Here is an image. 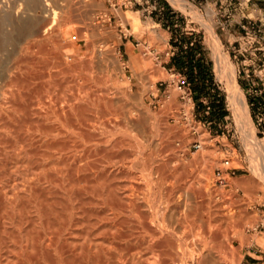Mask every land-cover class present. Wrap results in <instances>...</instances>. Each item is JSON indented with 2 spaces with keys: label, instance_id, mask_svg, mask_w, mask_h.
<instances>
[{
  "label": "rangeland",
  "instance_id": "obj_1",
  "mask_svg": "<svg viewBox=\"0 0 264 264\" xmlns=\"http://www.w3.org/2000/svg\"><path fill=\"white\" fill-rule=\"evenodd\" d=\"M176 1L183 4V9L173 6L170 0H88L85 31L78 33L75 21L69 24L77 29L72 26L65 30L69 24L64 28L57 26L52 36L54 42L50 43L52 54L36 51L40 54L34 55L39 58L36 66L29 69L25 64L19 66L22 68V72L18 71L20 85L18 80L17 83L13 79L7 81V93H10L7 118L21 116L24 121L31 120L27 125L21 123L26 128H19L26 132L29 123L27 135L31 133L33 139L41 141L42 149L47 145L51 150V155L42 159L47 156L52 159L39 161L46 168H51L63 156H79L82 150H89L87 164L92 168L89 167L87 175L91 176L94 186L101 182L99 187L103 188L104 195L108 194V187L114 186V194L119 198L117 210L126 219L125 226L135 229L137 237L145 229L154 233L163 229L171 235V244L185 243L196 249L198 235L209 229L217 237L216 245L220 246L226 239L232 242L233 254H220L226 259L224 264H240L244 252L251 247L264 253V169L257 177L251 170L252 156L256 157L258 167L264 159V154H260L264 153V119L259 121L257 110L251 106L255 90L261 103L264 87L259 84L257 89H249L246 85L248 63L254 57L244 52L246 40L242 39L239 20L250 13L252 5L264 8V1L250 0L248 4L246 0ZM59 4L54 9L57 6L55 10L61 13L64 2ZM120 14L130 20L121 19ZM134 18L142 26L140 32L133 30ZM61 30L71 32L63 46L60 42L65 41L67 33ZM210 31L235 67L236 82L251 118L252 138L260 147L247 141L249 136H243L227 107L223 85L213 70ZM193 43L199 47L215 91L223 99L222 119L200 118L198 112L203 114L197 108L200 104L193 99L192 82L184 70L172 64L173 57ZM60 46L64 47L62 51ZM62 52L68 58L73 56L72 59L66 58L70 60L66 61ZM46 57L52 66L47 64ZM259 60L262 59L257 52L256 66L261 65ZM28 70L35 75L30 83L26 82ZM178 75L184 76L191 85L193 107L179 98L175 86ZM204 98L209 106L210 98ZM69 102L83 107V112H65ZM28 104L31 112L26 110ZM10 125L7 137L13 136L15 140L14 135L25 134L22 129L12 132L14 124ZM12 138H7L8 157L14 144ZM47 140H54V144H45ZM196 144L201 148L195 149ZM226 158L235 172L225 177L226 186H222L217 182L216 171L223 168ZM18 165L11 167V172L18 167L12 173L15 182L23 179L20 175L23 169ZM166 250L169 252L170 248ZM171 258L172 255L167 257L168 261Z\"/></svg>",
  "mask_w": 264,
  "mask_h": 264
},
{
  "label": "bare ground",
  "instance_id": "obj_2",
  "mask_svg": "<svg viewBox=\"0 0 264 264\" xmlns=\"http://www.w3.org/2000/svg\"><path fill=\"white\" fill-rule=\"evenodd\" d=\"M59 2H64L61 5L62 9L60 8L61 13L55 10L57 6L54 9V5ZM87 2L88 0H0V264H224L226 259L223 254H233L231 253L232 242L224 238L226 239L224 243L220 246L216 245L214 241L217 237L209 229L198 235L199 237L197 236L199 240L196 249L185 243L171 244V235L163 229L158 233L145 229L137 237L135 229L125 226L126 219L123 220L120 216L121 212L117 210L120 208L119 198L114 194L115 189L112 188L114 186L108 187V194L104 195L103 188L99 187L101 182L95 187L93 180L90 179L91 176L87 175L91 167L87 164L89 150H82L79 156H72L69 153L70 156L57 159V163L52 166L54 168H46L45 164L39 161L47 154L51 155L49 154L51 150L47 145L42 149L39 146L41 141L35 139L36 137L33 139L31 133L30 136L27 135L29 123L26 132L23 131L26 127L21 126L22 122L24 124L31 120L24 121L21 116L7 118V96L10 95L7 93V81L13 79L17 83V80H21L18 71L22 72V68H19L22 64H25L28 69L38 64L39 58H35L38 53L36 51L42 52V55L44 52L48 55L51 53L50 43L53 41L52 36L57 32V26L64 28L75 21L79 27L78 33H81L87 27ZM170 3L180 10L183 9L180 1L170 0ZM119 17L130 20L125 15L120 14ZM131 23L135 32L142 30L140 22L135 18L131 20ZM68 26L65 30L72 26L73 29H77L75 25ZM69 32H64L68 34L65 41L60 42L61 38L58 40L62 46L70 39ZM210 37L215 63L213 70L217 81L223 85L227 107L243 136L248 135L247 141L250 140L249 142L257 148V142L253 139L248 107L236 82L235 67L222 52L219 40L211 31ZM63 48L61 47V51ZM60 54L63 55V52ZM64 57V59L68 58V56ZM72 57L69 56L71 59ZM46 59L49 60L47 64L52 66L51 60L47 57ZM60 59L62 60L63 57ZM30 72L32 71L28 72L26 78L27 83L35 78L33 72ZM11 74L13 78L10 79ZM153 82L152 80L150 84L153 85ZM11 83L13 84V81ZM20 83L21 81L19 85ZM14 94L16 93L14 92L13 96ZM30 106L28 104L26 108L29 112L32 110ZM64 111L83 112V107L69 102ZM9 124H14L12 127L15 130L12 132L15 131V133H18L16 129L24 127L21 129L25 134L21 133L18 136L13 134L16 136L15 140L12 138V133V137L10 135L7 137V129L11 130ZM34 126L30 129L34 130ZM7 138L14 140L12 149L9 150L10 158L7 156ZM52 141L47 140L45 144H54ZM66 142L63 141V144ZM64 148L62 150H66ZM200 148L199 146L198 149ZM255 149L253 148V152H256ZM258 153L255 154L258 155ZM260 154L262 156L264 153ZM262 161L259 168L256 157H251V170L254 177L260 174L261 169H264V159ZM48 162L50 161L45 163ZM18 164L23 169V172L19 173L23 179L15 182L12 175L18 167L12 172L11 167ZM98 181L95 180L97 184ZM167 247L170 248L169 252L166 250ZM170 254L173 258L168 261L167 257H170Z\"/></svg>",
  "mask_w": 264,
  "mask_h": 264
},
{
  "label": "built area",
  "instance_id": "obj_3",
  "mask_svg": "<svg viewBox=\"0 0 264 264\" xmlns=\"http://www.w3.org/2000/svg\"><path fill=\"white\" fill-rule=\"evenodd\" d=\"M139 2L140 0H129V2ZM264 1V0H262ZM250 0H246V4H248ZM240 28L243 31L242 39L246 40V47L244 48V52L249 53L254 57L250 59L248 63L249 70L246 71V85L249 89H257V86L261 84L264 87V8H260L256 5H252L250 8V13L247 16H243L239 20ZM258 45V47H256ZM249 50V52L247 51ZM259 52L261 59L259 62L261 65H257L254 63L256 54ZM249 72V73H248ZM176 90L179 93V98L186 104H192L194 106L192 100V91L191 85L187 81L184 76L178 75L177 81L175 83ZM257 90L254 91V99L251 102V106L257 110L256 117L259 121L264 119V97L260 98L261 103L257 100ZM205 110L208 112L210 107L204 102ZM262 133L264 134V127L262 129ZM195 149H198L199 144L194 145ZM223 168L218 169L216 171L217 182L219 185L226 186V176H229L230 173H234L235 169L232 168L231 162L229 159L223 160Z\"/></svg>",
  "mask_w": 264,
  "mask_h": 264
},
{
  "label": "trees",
  "instance_id": "obj_4",
  "mask_svg": "<svg viewBox=\"0 0 264 264\" xmlns=\"http://www.w3.org/2000/svg\"><path fill=\"white\" fill-rule=\"evenodd\" d=\"M199 52V47L193 43L185 51L181 50L178 55L173 57L172 64L185 71L187 79L192 82L193 91L198 95L210 98V111L206 115V119L219 120L225 114L223 99L215 91L210 69L204 63L203 56ZM210 91H213V93H210Z\"/></svg>",
  "mask_w": 264,
  "mask_h": 264
},
{
  "label": "crops",
  "instance_id": "obj_5",
  "mask_svg": "<svg viewBox=\"0 0 264 264\" xmlns=\"http://www.w3.org/2000/svg\"><path fill=\"white\" fill-rule=\"evenodd\" d=\"M125 51H126V49H125ZM193 99H195L196 102H198L200 104L197 106V108L201 111V113L203 115L201 116V114H199L200 112H198V115L200 116L201 119H206V115L208 114L209 111L207 112L205 110V105H204L205 98H204V96L198 95L194 91ZM199 122L201 123V121H199ZM203 127H205L204 124H203ZM201 138H203V135H201ZM258 253H261V254L257 255ZM240 264H264V253H263V251L255 248V247H251L250 250L244 252L243 258H242Z\"/></svg>",
  "mask_w": 264,
  "mask_h": 264
}]
</instances>
